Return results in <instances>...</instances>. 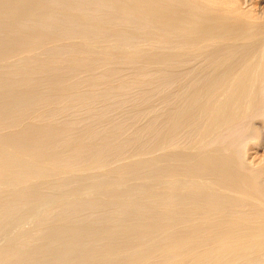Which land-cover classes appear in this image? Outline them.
Segmentation results:
<instances>
[{
    "label": "bare ground",
    "instance_id": "1",
    "mask_svg": "<svg viewBox=\"0 0 264 264\" xmlns=\"http://www.w3.org/2000/svg\"><path fill=\"white\" fill-rule=\"evenodd\" d=\"M239 6L0 0V264H264L240 149L264 23Z\"/></svg>",
    "mask_w": 264,
    "mask_h": 264
},
{
    "label": "rangeland",
    "instance_id": "2",
    "mask_svg": "<svg viewBox=\"0 0 264 264\" xmlns=\"http://www.w3.org/2000/svg\"><path fill=\"white\" fill-rule=\"evenodd\" d=\"M239 4H240V8L244 11V10H250L251 12L250 13H252L253 15H255V17H257V18H259V20L261 21V23H264V0H239ZM254 12V13H253ZM256 13H257V15H256ZM261 13V14H260ZM259 14V15H258ZM258 16H260V17H258ZM263 17V18H262ZM262 19V20H261ZM44 58H45V56H43ZM122 115V114H121ZM252 126H253V128H255L256 129V131H258L259 130V132H257V134H256V137H254V136H251V134H252V132L251 133H249L248 135V137H250V138H248L247 137V139H245L244 141H246V142H248V143H246V142H243V144H242V146H241V152H243V154H242V156L244 155H246L245 157L243 156L242 158H243V160H244V162L246 163V164H248L249 165V163H250V165H252V166H255L256 164H258V165H256V167L257 168H260V169H264V144H263V142H264V138H262V136H263V132H261L262 130H261V126H262V122H254V123H252ZM259 126V127H258ZM260 128V129H259ZM255 135V134H254ZM262 135V136H261ZM261 136V137H260ZM253 137V138H252ZM257 138V139H256ZM250 139V140H249ZM253 139V140H252ZM253 142H252V141ZM255 140V141H254ZM260 141H261V143H260ZM255 143V144H254ZM243 145H244V147H243ZM248 145H250V146H248ZM257 145V146H256ZM247 147L249 148V147H251V148H249V150L247 149ZM247 151H245V150ZM245 151V152H244ZM249 151V152H248ZM252 151V152H251ZM251 152V153H250ZM261 154V155H260ZM248 155V156H247ZM254 155V156H253ZM263 155V156H262ZM260 156V157H259ZM262 158V159H261ZM246 159V160H245ZM253 161H252V160ZM255 159V160H254ZM259 160H260V162H262V163H260L259 162ZM247 161V162H246ZM254 162L256 163V162H258V163H256L255 165H253L254 164ZM264 171V170H263ZM156 180V182L158 181L159 182V179H155ZM154 179H153V182L155 181ZM142 182H144V183H142ZM146 182L147 181H140V180H132V181H129V182H127L126 184H123V185H121L122 187L124 186V187H132V186H137V185H141V183L144 185V184H146ZM148 182H150V181H148ZM147 182V183H148ZM151 182H152V180H151ZM136 183H137V185H136ZM132 184V185H131ZM135 184V185H134ZM100 197V196H99ZM99 197H96V198H98L99 199ZM132 197H134L133 199H131ZM132 197H130V199H129V201H131V200H135L136 199V197L137 196H132ZM95 198V197H94ZM104 199L105 197H100V199ZM137 198H141L140 196H138ZM127 199V200H128ZM110 200V199H109ZM112 200H114V201H117L118 199H112ZM125 200V199H124ZM52 206H55L54 204H51V205H49V209H53L52 208ZM40 214H41V212H39ZM37 214V217H35L36 219V221H38L39 220V217H40V214ZM44 215V214H43ZM36 221H34V222H36ZM33 222V221H32ZM32 222H28L27 223V225H26V227L25 228H27V229H31V228H33V226H34V222L32 223ZM31 223V224H30ZM29 224V225H28ZM31 225V226H30ZM2 245V243H0V246Z\"/></svg>",
    "mask_w": 264,
    "mask_h": 264
}]
</instances>
